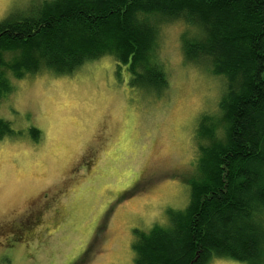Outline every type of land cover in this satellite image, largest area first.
<instances>
[{
	"label": "rangeland",
	"instance_id": "rangeland-1",
	"mask_svg": "<svg viewBox=\"0 0 264 264\" xmlns=\"http://www.w3.org/2000/svg\"><path fill=\"white\" fill-rule=\"evenodd\" d=\"M36 2L0 0V22ZM167 23L162 91L138 84L111 55L68 75L11 78L14 91L0 102L13 129L0 134V264H135L140 233L188 207L198 127L225 82L186 60L182 24Z\"/></svg>",
	"mask_w": 264,
	"mask_h": 264
},
{
	"label": "trees",
	"instance_id": "trees-1",
	"mask_svg": "<svg viewBox=\"0 0 264 264\" xmlns=\"http://www.w3.org/2000/svg\"><path fill=\"white\" fill-rule=\"evenodd\" d=\"M162 22L182 24L186 60L207 64L225 91L198 127L188 207L140 233L134 263L264 264V0H37L0 22V102L11 78L68 75L105 55L162 91ZM9 125L0 119L1 135Z\"/></svg>",
	"mask_w": 264,
	"mask_h": 264
},
{
	"label": "clouds",
	"instance_id": "clouds-1",
	"mask_svg": "<svg viewBox=\"0 0 264 264\" xmlns=\"http://www.w3.org/2000/svg\"><path fill=\"white\" fill-rule=\"evenodd\" d=\"M259 219H260V218H259V216H258V214H257V222H259Z\"/></svg>",
	"mask_w": 264,
	"mask_h": 264
},
{
	"label": "snow or ice",
	"instance_id": "snow-or-ice-1",
	"mask_svg": "<svg viewBox=\"0 0 264 264\" xmlns=\"http://www.w3.org/2000/svg\"><path fill=\"white\" fill-rule=\"evenodd\" d=\"M147 185H145V186H142V187H146Z\"/></svg>",
	"mask_w": 264,
	"mask_h": 264
}]
</instances>
